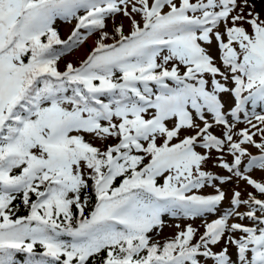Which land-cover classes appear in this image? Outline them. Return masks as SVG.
I'll return each mask as SVG.
<instances>
[{"label":"snow or ice","instance_id":"obj_1","mask_svg":"<svg viewBox=\"0 0 264 264\" xmlns=\"http://www.w3.org/2000/svg\"><path fill=\"white\" fill-rule=\"evenodd\" d=\"M254 9L250 0H0V264H264V180L250 175L264 170V19ZM57 19L75 22L67 39ZM94 34L86 58L60 70ZM85 133L117 142L96 146ZM213 153L228 175L205 170ZM234 178L254 192L233 190L202 234L188 224L163 243L150 235L164 214H216L227 197L215 182ZM206 185L215 194L194 191Z\"/></svg>","mask_w":264,"mask_h":264},{"label":"rangeland","instance_id":"obj_2","mask_svg":"<svg viewBox=\"0 0 264 264\" xmlns=\"http://www.w3.org/2000/svg\"><path fill=\"white\" fill-rule=\"evenodd\" d=\"M250 3H254L255 4V9L254 11L256 13H259L261 19H264V0H250ZM248 9H245V12H247ZM137 19L139 20V16H137ZM115 22L116 24H120L123 23L124 24V30L125 32H127L129 30V21L126 17H124L123 15H118L115 18ZM74 21L71 23L65 22L61 19H57L56 23H55V27L57 26L59 28V30H61V38L65 39L68 37V35L71 34L72 28L74 27ZM246 28H248L249 31H251L250 27L245 24L244 25ZM220 30L222 31L223 29V24H221L220 26ZM110 33H112V21L109 20L108 21V29H107ZM96 34H94L92 37V41H88V39L81 45H85V50L87 51V53H82V55H73L76 51H74L75 49L79 48L81 45H79L77 48L75 47L72 51H70L69 53L65 54L64 56H62V58L60 59V61L58 62V66L61 70L64 69L65 65L69 62L73 63L74 65H78L80 62L77 63V61H81L84 58H86L87 54L91 51V49L95 46V40H96ZM112 39H108L106 42L110 43ZM74 51V52H73ZM210 54L215 58L216 60V64L221 67V70L223 71V66H220L219 64V50L217 48V45L215 43V41L213 42V44L210 46L209 48ZM84 56V57H83ZM171 67V66H170ZM182 67V65H181ZM222 101L225 103V111L228 110V108H230L233 104V99L230 95H223L221 97ZM250 107V105H249ZM257 111H259V109H257ZM152 112L151 110L149 111V113L146 114L145 118H149L151 116ZM209 119H211V117H209ZM118 122V121H116ZM172 121L168 122V126L171 127L172 126ZM244 124H238L237 128H243ZM212 131L219 135L221 132L220 128H213ZM192 134L191 131H186V132H182L181 133V138H183L184 135H189ZM84 138L86 140H88V142L92 143L93 145L96 146H100V147H106L108 144H114L117 142V140L115 138H108L107 140L101 142L99 139H96L95 137H93L90 134H84ZM257 140H259V137H256ZM173 142H176L175 140ZM198 151H204L203 149H197ZM248 150L252 153V154H258V149H256L255 147L252 146H248ZM216 153H213V159L209 160L208 163L205 166V170L211 171L215 174H220V175H228L227 171L218 167L215 163V157H216ZM226 159H228L229 161L231 160V156L230 155H226ZM250 175L260 181V180H264V170L261 169H253L250 173ZM218 187L223 190L226 193V199L223 201V203L220 205L219 210L217 211L216 214L214 215H208L206 217H197V218H184L182 216H170L168 214H164L162 219L164 221V227L162 228L161 232H160V236L166 237H174L176 235V233L178 231H181L185 228L186 225L191 224L193 227H195L198 231H197V235L202 234L204 231V227H203V223L205 220L207 221H211L215 218H217V216L220 214V212L226 208L229 205V199L231 197L232 191L233 190H239L242 193V198L246 197L248 192H254V189L251 186H248L244 181H239V183L236 182L235 178L233 179L232 182L230 183H226V184H220L218 181L215 182ZM197 194L200 195H210V194H215L216 189L210 185H206L201 189L198 190H194ZM241 211H245V208H241ZM231 222H237V223H242V224H249L250 222L248 220H230ZM177 225H179V227H177ZM237 237L239 235H241V233L237 232L235 234ZM158 238H156L155 240H157ZM234 247H229V253L232 256V259L235 260L236 257L234 255ZM214 250H219V247H217Z\"/></svg>","mask_w":264,"mask_h":264},{"label":"trees","instance_id":"obj_3","mask_svg":"<svg viewBox=\"0 0 264 264\" xmlns=\"http://www.w3.org/2000/svg\"><path fill=\"white\" fill-rule=\"evenodd\" d=\"M57 30L59 31V34L61 36V30H59V28L56 26ZM110 33V32H109ZM111 34V33H110ZM96 39L98 38V34H96ZM107 43V42H106ZM69 53V52H68ZM86 140V139H85ZM88 141V140H87ZM158 143H161L162 141L161 140H158L157 141ZM120 180L117 179V181L115 182L116 184H119ZM162 183V180L160 181ZM89 185H91V181H89ZM88 192V194L92 197V201L94 202V193H92L91 191V187H89L88 190H86ZM82 196H83V193H82ZM33 199L35 198L34 195L32 197ZM15 204L19 205V208L17 209V215H27V212L28 210L23 206L22 202L17 199V201L14 202ZM162 229H157L155 231H153L152 233H150V235L153 236L154 239L158 238L157 240L160 241L161 243H163L166 239H169V238H172V237H169V236H166V237H163V236H160V232H161ZM158 233V234H157ZM101 256L103 255H106V253H101L100 254ZM18 259L22 260L23 259V255H18L17 257Z\"/></svg>","mask_w":264,"mask_h":264},{"label":"bare ground","instance_id":"obj_4","mask_svg":"<svg viewBox=\"0 0 264 264\" xmlns=\"http://www.w3.org/2000/svg\"><path fill=\"white\" fill-rule=\"evenodd\" d=\"M88 41L91 42V41H92V37L88 38ZM85 49H86V48H85V45H81L79 48H77V49L74 50V51H76V52H75L73 55L76 54V55H80V56H81L82 53H85V52L87 53V51H86ZM74 51H73V52H74ZM83 57H84V56H83ZM78 62H80V61H77V63H78Z\"/></svg>","mask_w":264,"mask_h":264}]
</instances>
